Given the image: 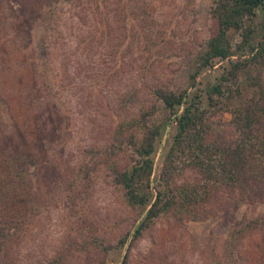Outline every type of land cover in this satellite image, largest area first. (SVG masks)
<instances>
[{
	"label": "rangeland",
	"instance_id": "rangeland-1",
	"mask_svg": "<svg viewBox=\"0 0 264 264\" xmlns=\"http://www.w3.org/2000/svg\"><path fill=\"white\" fill-rule=\"evenodd\" d=\"M211 2L121 0L116 13L105 0H0V264H88L102 256V264H264V179L259 197L214 190L207 214L180 221L165 213L131 241L145 212L125 201L105 165L115 151L118 166L130 162L131 150L117 148L119 124L152 112L149 123L166 122L154 178L161 170L174 114L155 88H203L228 61L215 59L189 86L215 32ZM252 27L257 42L264 5ZM41 43L50 44L47 52ZM253 92L244 83L232 103ZM219 118L228 137L231 114ZM194 178L191 170L180 177Z\"/></svg>",
	"mask_w": 264,
	"mask_h": 264
},
{
	"label": "trees",
	"instance_id": "trees-1",
	"mask_svg": "<svg viewBox=\"0 0 264 264\" xmlns=\"http://www.w3.org/2000/svg\"><path fill=\"white\" fill-rule=\"evenodd\" d=\"M111 3L115 5L112 9L120 13L121 0H105V8ZM263 5L264 0H212L209 13L214 19L215 32L208 37L196 69L189 74V86L199 83L198 74L212 66L215 59H227V64L222 66L216 79L203 88L198 85L193 90L155 88L156 97L174 114L171 141L155 178V143L161 138L166 122L149 123L152 112H147L135 123L131 121L124 126V120L119 124L115 135L119 136L121 145L117 148L126 146L131 150L130 162L118 166L120 152L115 151L109 153L105 165L112 182L122 189L125 201L145 212L133 230L131 241L165 213H172L180 221L197 219L202 212L207 214L208 202L215 191L226 188L229 192L237 191L240 198L259 197L256 191L264 179V34L257 42L251 38L253 17L256 9ZM129 17L128 12H123L122 20L125 19L128 27ZM137 22L144 26L147 21L142 18ZM230 29L234 30L232 35ZM41 46L47 52L46 46L50 44L41 43ZM46 70L47 66L40 68L42 75L48 78ZM244 83L254 87V92L235 105L233 98L241 96ZM224 111L231 114L228 137L217 127L219 115ZM186 170L193 171L195 178L181 181V174ZM1 210L6 211V207H2L0 200V220L4 224ZM254 223L253 220L248 222L249 225ZM234 232L237 239L239 231ZM126 238V235L120 238V243ZM231 240L234 241V237ZM109 247L102 245L100 249L107 251ZM59 257L62 262V253ZM103 258L91 259L88 264H102Z\"/></svg>",
	"mask_w": 264,
	"mask_h": 264
}]
</instances>
